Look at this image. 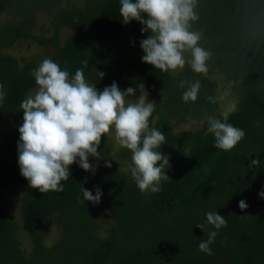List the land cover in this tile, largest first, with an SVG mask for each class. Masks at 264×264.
Returning <instances> with one entry per match:
<instances>
[{
    "label": "trees",
    "instance_id": "1",
    "mask_svg": "<svg viewBox=\"0 0 264 264\" xmlns=\"http://www.w3.org/2000/svg\"><path fill=\"white\" fill-rule=\"evenodd\" d=\"M119 9L120 0H0V51L24 43L48 48L62 70L74 75L83 68L101 91L113 82L121 90L143 83L156 103L152 127L166 136L160 151L170 158L165 169L170 180L162 182L159 193L141 192L131 178V152L122 148L117 154L128 163L124 170L115 157L108 159L110 146L102 138L98 151L104 159L89 158L94 173L74 164L70 179L61 182L63 192L31 188L20 175L19 128L11 124L23 121L20 104L37 87L31 74L36 65L0 54V84L7 93L0 104V264H264L259 196L264 190V0H199L200 19L193 27L203 34L201 46L212 52L207 74L194 73L189 65L176 74L162 73L143 63L140 41L150 33L142 34L137 21L124 24ZM96 71L105 74L102 80ZM215 75L237 100L228 123L245 132L229 152L214 146L213 134H205L206 117L221 105L208 100L219 95L210 79ZM181 80L200 81L195 102L182 100L187 86L179 87ZM188 121L201 126L173 132V123ZM257 157L261 164L250 170ZM82 186L93 194L99 187L101 202L85 201ZM6 191L22 195L20 223L5 205ZM240 200L248 205L244 211ZM109 209L112 220L100 238L97 217L106 218ZM208 212L225 217L227 227L208 224ZM48 218L58 231L49 246L43 242ZM21 231L31 242L28 251L18 239ZM210 231H217L211 256L198 250Z\"/></svg>",
    "mask_w": 264,
    "mask_h": 264
},
{
    "label": "clouds",
    "instance_id": "2",
    "mask_svg": "<svg viewBox=\"0 0 264 264\" xmlns=\"http://www.w3.org/2000/svg\"><path fill=\"white\" fill-rule=\"evenodd\" d=\"M198 7L199 0H120L119 12L124 24L137 21L142 25V34L150 33L140 41L143 63L162 73L183 70L189 65L194 73L207 74L212 52L201 46L203 34L193 27L200 19ZM82 63L88 65L87 60ZM31 74L37 88L20 104L23 121L17 144L20 175L31 188L41 193L63 192L61 182L70 179V167L74 164L94 173L96 167L89 158L97 162L104 159L98 149L102 137L114 129L115 140L132 154L129 170L138 189L151 193L162 191V182L170 180L165 170L170 158L160 151L166 136L151 126L156 103L148 100L143 83L121 90L113 82L101 91L96 84L88 82L83 68L70 75L50 58L44 59ZM96 75L102 80L105 74L96 71ZM185 86L182 100L195 102L200 81L181 80L179 87ZM226 94L209 96L208 100L217 104ZM6 96L0 84V104ZM237 110V105L232 103L221 112L222 119L206 117L205 134H213L214 146L225 152L233 150L245 138L243 129L228 123L230 114ZM260 164L257 157L250 162L249 169L255 170ZM105 166L112 165L106 160ZM81 191L85 201L94 205L101 202L99 187L95 194L83 186ZM259 196L264 199V190ZM247 207L246 201H239L242 211ZM206 219L216 230L227 227V219L218 212L206 213ZM197 228L204 230L205 225L199 224ZM216 236L217 231L208 232V239L200 240L198 250L213 255L210 245Z\"/></svg>",
    "mask_w": 264,
    "mask_h": 264
},
{
    "label": "rangeland",
    "instance_id": "3",
    "mask_svg": "<svg viewBox=\"0 0 264 264\" xmlns=\"http://www.w3.org/2000/svg\"><path fill=\"white\" fill-rule=\"evenodd\" d=\"M75 4L81 5L82 1H77ZM38 28V27H37ZM67 35V31H62L61 37H64ZM0 54H11L14 55L15 57L19 59H23L24 61H33L34 64L36 65L35 69L39 67L41 62L46 59L50 58L51 59V52L49 51L48 48H42L37 46L34 43H24L21 44L17 47L13 48H8L5 50L0 51ZM179 70L175 72H169L171 74H176ZM211 80L215 81L217 84V92L218 94H224L225 92L227 93L225 96V99L221 102V105L219 109L216 111L215 117L221 116V112L225 110L228 105L235 103L237 105V100L230 91V88H228L226 85H224L222 78L219 75H215L210 77ZM37 88V87H36ZM36 88H33L30 90L31 93H34ZM29 92V93H30ZM28 93V94H29ZM27 94V95H28ZM27 97V96H26ZM130 100H135L132 98H129ZM148 100L151 102L153 101V96H148ZM151 121V126L155 123L156 121V115L153 113L152 117L150 118ZM22 124V121L12 123L11 127L12 128H19V126ZM201 123H196L195 121H188L186 123H179L175 122L172 124L171 128L174 133L178 132H186V131H191V130H196L200 128ZM110 146V153L108 156L109 158H114L115 161L118 163L120 168H123L124 170H127L128 163L127 161L119 160L117 158L118 152L122 149V147L118 144V142L115 140V132L114 129L110 131L109 133L105 134L104 137H102ZM3 197L5 200V205L8 209L12 210V215L15 220H17L20 223L21 220V215H20V201L22 199L21 194H14L12 192L6 191L3 193ZM106 213L108 214L106 218H101V216H98V237L100 238H105L107 236V230L109 228V223L112 220L110 217V209L109 212L106 210ZM55 221L52 218L47 219L48 226L45 230L44 234V240L43 242L45 245H52L58 238V231H57V226L54 223ZM22 232V233H21ZM19 232L18 234V239L20 241V244L24 250H29L31 246V242L29 238L27 237V234L24 233L23 231Z\"/></svg>",
    "mask_w": 264,
    "mask_h": 264
}]
</instances>
